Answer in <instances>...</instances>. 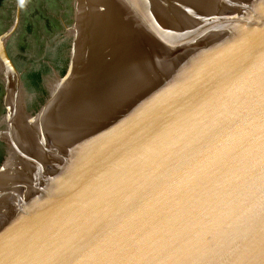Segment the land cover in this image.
Masks as SVG:
<instances>
[{
  "label": "water",
  "instance_id": "95a60500",
  "mask_svg": "<svg viewBox=\"0 0 264 264\" xmlns=\"http://www.w3.org/2000/svg\"><path fill=\"white\" fill-rule=\"evenodd\" d=\"M101 1L72 0L31 109L4 46L20 0L0 33V264H264V0H176L155 26ZM19 113L43 118L21 157Z\"/></svg>",
  "mask_w": 264,
  "mask_h": 264
},
{
  "label": "rangeland",
  "instance_id": "374dc122",
  "mask_svg": "<svg viewBox=\"0 0 264 264\" xmlns=\"http://www.w3.org/2000/svg\"><path fill=\"white\" fill-rule=\"evenodd\" d=\"M15 3L16 0H0V33L11 26ZM161 6V9H168L169 12L175 8L173 0H168L166 6ZM72 12V0H20L19 25L7 38L4 46L17 74V80L15 78L13 80L15 84L13 91L20 93L26 109L36 107L45 95L46 85L54 77V72L62 69L63 58L66 56L65 26L71 22ZM4 79L5 75L0 67V114L4 106L14 100L6 97ZM13 120L18 122L30 139L23 143V139L19 140L10 135L13 146L20 150L18 154L16 151L14 153L21 157L25 155L27 149L41 145L36 134L42 131L43 118L34 123V126L31 125V128L19 121L18 117ZM2 155L0 148V159Z\"/></svg>",
  "mask_w": 264,
  "mask_h": 264
},
{
  "label": "bare ground",
  "instance_id": "6f19581e",
  "mask_svg": "<svg viewBox=\"0 0 264 264\" xmlns=\"http://www.w3.org/2000/svg\"><path fill=\"white\" fill-rule=\"evenodd\" d=\"M128 1H130V0H123V1L122 0H102L101 1L102 2L101 6L102 7H109V10H108L109 13L107 12V14H109L108 16H109L110 19H118L120 17V15H121V17H122V15H124L123 11L126 12V14H128V13L132 14V13L129 12V4L136 5L138 9L135 11V14H132V15L137 16L138 18H140L141 21H143L145 24L148 23L150 26H155L156 21L158 20V18L161 20V15L160 14L169 12L168 9L167 10L166 9H161V7H162L161 5L166 6L168 0H165V1H163V0H131V2H128ZM173 2H174V5H175V8H174L175 11L181 10V7H183L184 3L183 2H179V5L181 7H178L176 0H173ZM123 8H125L126 10H124ZM174 9H172V13L174 12ZM170 10H171V8H170ZM101 17H102V14H101ZM149 18H150V20L145 22ZM130 22H131V20L127 21V24L125 26L126 28L122 31V33H123V35L125 37L129 36V34H127L126 32L130 31L129 30ZM134 22L135 21L132 19V24H131L132 26H133ZM157 24H159V21L157 22ZM115 27H117V26H115ZM107 28H108L107 31H105V26L103 28L106 33L107 32L114 33V30H116V28H114L112 25H109V27H107ZM11 98H12V96H11ZM9 105L10 106L13 105L12 101H11V103H9ZM20 115L21 114L17 115V117L19 118V121H21L28 128H31V125H29V123H27V121L25 120L24 117H20ZM14 125H16V126L14 127ZM7 131H8V133L10 135L15 137L16 139H19V140L23 139V143L24 142L27 143L26 140L29 139V136L27 135V133L24 132V129L20 128V125H18V122L15 121V120H13L12 122L8 123ZM22 133H24V134H22ZM9 134H8V136L11 138V136ZM37 134H38V132H37ZM24 135H25V138H24ZM19 136H20V138H19ZM27 141H30V139L27 140ZM39 141H41L40 138H39ZM14 148H15V150H13V152L16 151L17 154H18L19 151H20L19 148L16 147V146H14ZM16 159H18V158H16ZM18 166H20V164ZM7 170H9V169L7 168Z\"/></svg>",
  "mask_w": 264,
  "mask_h": 264
},
{
  "label": "flooded vegetation",
  "instance_id": "af4514ba",
  "mask_svg": "<svg viewBox=\"0 0 264 264\" xmlns=\"http://www.w3.org/2000/svg\"><path fill=\"white\" fill-rule=\"evenodd\" d=\"M15 5H16V3H15Z\"/></svg>",
  "mask_w": 264,
  "mask_h": 264
}]
</instances>
